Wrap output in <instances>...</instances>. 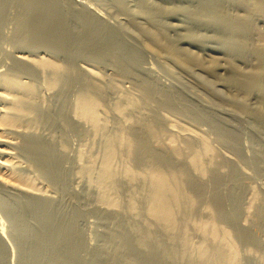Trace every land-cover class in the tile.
<instances>
[{"label": "rangeland", "instance_id": "rangeland-1", "mask_svg": "<svg viewBox=\"0 0 264 264\" xmlns=\"http://www.w3.org/2000/svg\"><path fill=\"white\" fill-rule=\"evenodd\" d=\"M261 1L0 0L2 171L31 189L0 176V264H264ZM154 169L184 175L172 223Z\"/></svg>", "mask_w": 264, "mask_h": 264}, {"label": "bare ground", "instance_id": "bare-ground-1", "mask_svg": "<svg viewBox=\"0 0 264 264\" xmlns=\"http://www.w3.org/2000/svg\"><path fill=\"white\" fill-rule=\"evenodd\" d=\"M260 1V0H259ZM262 1H264V0H262ZM261 1V2H262ZM259 4H260V2H259ZM260 5H262V3L260 4ZM261 9V8H260ZM262 11H264V10H262ZM241 22V21H240ZM231 23H233V21L231 22ZM238 25V24H237ZM231 26H233V25H231ZM56 31V30H55ZM45 39V38H44ZM60 41V40H59ZM258 50V49H257ZM261 52V51H260ZM262 53V52H261ZM261 55V54H260ZM18 57H19V59H26V58H28V55H26V54H24V53H20L19 55H18ZM262 57H264V55H262ZM38 60H39V58H38ZM27 61V60H26ZM262 61H264V60H262ZM39 64H41V65H48V67H49V65H53V63L51 62V61H49V60H46L45 58H41V60H39V62H38ZM262 65H264V64H262ZM51 68H52V66H50ZM262 67H264V66H262ZM54 68V67H53ZM59 69V68H58ZM57 69V70H58ZM54 70V69H53ZM262 70V69H261ZM256 72V71H255ZM257 73V72H256ZM261 74V73H260ZM262 75H264V73H262ZM261 75V76H262ZM258 76V75H257ZM262 77H264V76H262ZM260 78V77H259ZM67 79H68V77H67ZM251 79V78H250ZM256 79V78H255ZM8 81V80H7ZM3 83V82H2ZM246 87V86H245ZM253 87V86H252ZM4 89V88H3ZM3 89L2 88H0V98H3V99H5V98H7L6 97V94H5V92H7V91H3ZM8 90V89H7ZM10 91V90H9ZM12 93H10V95H11ZM82 94V93H81ZM9 95V94H8ZM16 95V94H15ZM11 97V96H10ZM9 96H8V98H10ZM16 97V96H15ZM12 98V97H11ZM11 98L9 99L10 100V105H8V103H7V101L8 100H6L5 102L7 103V104H5V103H1L2 105L0 106V126H2V127H0V129L2 128L3 129V131H0V136H3L4 137V139H0V146H2L3 144H6V143H8V144H6V146L5 147H0V154H2V153H10L7 149H9V148H11V146L14 144V142H13V140H11V139H13L12 138V136L13 135H9V134H11L12 133V131L14 132L15 131V127H14V124H15V118H14V115H13V112H14V108L16 109L17 107H14V106H16V105H14L15 103L13 102H11ZM16 98H18V97H16ZM12 99H15V98H12ZM93 98H88V97H85V95L84 96H80L79 98H78V102H77V104H78V107L80 108V111H81V113H83V114H86V115H89L90 117H93L94 115H93V109H94V107L96 106V103H95V101H93L92 100ZM25 101V100H24ZM18 102H19V100H18ZM17 102V103H18ZM23 104V103H22ZM18 105V104H17ZM20 106V105H19ZM20 109H21V107H20ZM19 110V109H18ZM80 111H78V112H80ZM15 113H16V111H15ZM14 113V114H15ZM259 115V114H258ZM261 116V115H260ZM15 117H17V116H15ZM94 118V117H93ZM92 118V119H93ZM260 118V117H259ZM94 121V120H93ZM19 124V123H18ZM17 125V124H16ZM15 125V126H16ZM12 127H14V128H12ZM18 128V127H17ZM14 129V130H13ZM203 138V137H202ZM203 141V140H202ZM138 144H137V146H138V148H139V146H140V149H141V151H146L145 153H147V151H148V148H147V146H146V144H145V142L143 141V140H139L138 142H137ZM204 143V142H203ZM26 144V143H25ZM140 144V145H139ZM207 144V143H206ZM130 145V144H129ZM26 146H28V145H26ZM31 146V145H30ZM131 146H133L132 144H131ZM136 146V147H137ZM203 146V145H202ZM42 147V146H41ZM205 148H207V145L205 146ZM30 149H32V148H30ZM33 150H35V149H33ZM47 151V150H46ZM112 151V150H111ZM49 152V151H48ZM47 152V153H48ZM139 152V151H138ZM150 152V151H149ZM32 154V153H31ZM196 155V154H195ZM37 157H39V156H37ZM158 157V156H157ZM162 157V156H161ZM35 158V157H34ZM45 158V157H44ZM156 158V157H155ZM160 158V157H159ZM158 158V159H159ZM108 159V158H107ZM7 160H10V158L9 159H7ZM6 159H5V161H7ZM5 161L4 160H2V157L0 156V176L3 178V180L5 181V182H7V184L9 183V185H11V186H13V187H16V189H23V190H26V191H28L29 189H28V185L24 182L25 180H22L23 178H20V177H18L17 175H15L14 173L13 174H10L8 171H2V168H6L7 166H9V164L10 163H5ZM46 161V160H45ZM44 161V162H45ZM192 165H194V166H196V167H198V157L197 156H192ZM43 163V162H42ZM4 164H7V166L6 165H4ZM17 164H18V162H17ZM41 164V163H40ZM200 164V163H199ZM107 166V165H106ZM9 168V167H8ZM13 168V167H12ZM108 169V168H107ZM196 169V168H195ZM5 170H7V169H5ZM155 170V169H154ZM105 172V171H104ZM107 172V171H106ZM109 173V172H108ZM182 172H164V171H162V170H155V171H151V174H150V180H151V183H152V187H153V190H151L152 191V200H153V202H154V204L152 203V205H153V207H152V209H151V211H152V213H153V215L155 214L156 216H158V218L160 217V218H162L163 220H165L164 222L166 223V222H168V223H172L173 222V220H174V212H173V205H172V203L173 204H175V203H177V202H175L178 198L180 199V196L182 195V188H183V186H182V178H183V176H182V174H181ZM201 173H203V172H201ZM104 174V173H103ZM106 174V173H105ZM23 176V175H22ZM27 181V180H26ZM150 183V184H151ZM30 187H31V184H30ZM33 189V188H32ZM35 189V188H34ZM34 189H33V192H34ZM37 189V188H36ZM31 190V189H30ZM205 190V189H204ZM184 191V190H183ZM32 192V191H31ZM200 193V192H199ZM204 193V192H203ZM185 194V193H184ZM183 196V195H182ZM185 197V196H184ZM183 198V197H182ZM151 199V198H150ZM191 200V199H190ZM110 201V200H109ZM175 202V203H174ZM178 204V203H177ZM174 208H175V206H174ZM168 225V224H167ZM173 225V224H172ZM210 228V227H209ZM212 228V227H211ZM215 231V230H214ZM222 232V231H221ZM215 233H216V231H215ZM213 234V233H212ZM211 234V235H212ZM217 234V233H216ZM221 234V233H220ZM215 235V234H214ZM218 235V234H217ZM208 236H210L209 234H208ZM227 236V235H226ZM214 237V236H213ZM218 239V238H217ZM228 239V238H227ZM222 240V239H221ZM226 242V241H225ZM233 244V243H232ZM218 247V246H217ZM201 248V247H200ZM215 248H216V246H215ZM225 248V247H224ZM232 248V247H231ZM202 249V248H201ZM215 251V253H213L214 255H215V258H221V257H223V253H222V251L221 250H219V249H216V250H214ZM234 251V250H233ZM202 252V251H201ZM236 252V251H235ZM234 252V253H235ZM201 255V254H200ZM214 255H213V257H214ZM233 256H235V255H233ZM214 258V259H215ZM231 258H233V257H231ZM223 259V258H222ZM218 260H220L221 261V259H218ZM224 261V260H223ZM234 262V261H233ZM223 264V263H222Z\"/></svg>", "mask_w": 264, "mask_h": 264}]
</instances>
